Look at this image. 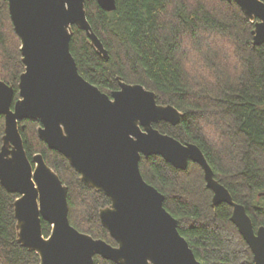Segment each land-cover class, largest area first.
I'll use <instances>...</instances> for the list:
<instances>
[{"label": "trees", "instance_id": "1", "mask_svg": "<svg viewBox=\"0 0 264 264\" xmlns=\"http://www.w3.org/2000/svg\"><path fill=\"white\" fill-rule=\"evenodd\" d=\"M264 2V0H262ZM103 10L87 0L88 20L109 53L98 55L86 32L72 29L70 49L79 73L102 92L120 89L118 78L142 85L161 105L182 112L179 124L155 127L182 143L201 148L236 203L258 230L264 226V44L254 46L255 22L228 0H116ZM21 39L7 0H0V80L15 89L25 72ZM39 121L20 123L29 159L41 154L68 188L69 220L78 231L117 246L100 212L111 206L102 192L86 186L69 160L38 135ZM5 118H0V150ZM145 181L164 196L181 235L202 264H255L253 252L232 222L233 208L213 206L202 167L180 170L162 157H142ZM0 182V264H41L40 256L18 242L15 201ZM46 238L52 227L43 221ZM95 264H116L101 256Z\"/></svg>", "mask_w": 264, "mask_h": 264}, {"label": "water", "instance_id": "2", "mask_svg": "<svg viewBox=\"0 0 264 264\" xmlns=\"http://www.w3.org/2000/svg\"><path fill=\"white\" fill-rule=\"evenodd\" d=\"M7 1L25 72L15 104L14 87L0 80V118H5L0 182L19 195L14 205L18 242L35 251L41 264H95L96 256L116 264H202L165 208V196L142 176V157L159 156L180 170L190 162L202 167L213 206L233 208L231 220L255 264H264V226L255 229L246 208L215 179L199 146L155 127L179 124L182 112L159 104L156 93L142 85L118 78L120 89L108 95L79 73L70 49L74 26L86 32L98 55L109 58L88 20L87 0ZM228 1L255 22L254 46L263 45L264 2ZM97 2L107 12L116 10V0ZM25 120L39 121V138L69 160L86 186L111 200L100 218L117 246L71 225L68 188L41 154L33 157L35 165L28 157L20 130ZM43 221L52 227L48 238Z\"/></svg>", "mask_w": 264, "mask_h": 264}, {"label": "flooded vegetation", "instance_id": "3", "mask_svg": "<svg viewBox=\"0 0 264 264\" xmlns=\"http://www.w3.org/2000/svg\"><path fill=\"white\" fill-rule=\"evenodd\" d=\"M31 162H32V164H33V165H35V162L33 161V159H32V161H31Z\"/></svg>", "mask_w": 264, "mask_h": 264}]
</instances>
